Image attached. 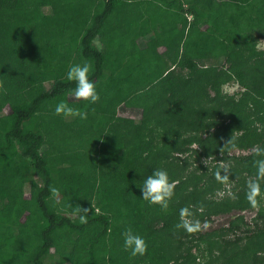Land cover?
Here are the masks:
<instances>
[{
  "label": "trees",
  "instance_id": "16d2710c",
  "mask_svg": "<svg viewBox=\"0 0 264 264\" xmlns=\"http://www.w3.org/2000/svg\"><path fill=\"white\" fill-rule=\"evenodd\" d=\"M262 39L264 0H0V264H49L61 234L78 236L84 264H160L168 252L173 264H264V198L252 217L243 213L254 209L247 185L264 158L250 121L264 100ZM83 60L94 65L95 103L76 98L66 79ZM228 81L243 88L238 98L222 94ZM61 100L87 119L56 115ZM121 106L138 120L120 116ZM156 168L176 181L167 209L130 186L140 169L142 185ZM233 181L242 192L215 196ZM53 188L90 209L86 224L56 210ZM185 206L199 231L176 227ZM222 213L227 223L212 227ZM129 227L148 244L143 256L123 248Z\"/></svg>",
  "mask_w": 264,
  "mask_h": 264
},
{
  "label": "clouds",
  "instance_id": "9594fccd",
  "mask_svg": "<svg viewBox=\"0 0 264 264\" xmlns=\"http://www.w3.org/2000/svg\"><path fill=\"white\" fill-rule=\"evenodd\" d=\"M94 70V65L88 61L73 63L67 70V81H75L74 96L78 99L82 98L89 103H95L100 100V94L97 91V83L90 78ZM56 115H73L79 116L81 119H87V112H81L71 107L66 101L61 100L55 106ZM255 154L264 157V147H256ZM257 167L256 179L250 180L247 185L246 199L253 208L259 207L258 197L264 198V189H262L261 179H264V158L254 161ZM217 181L225 183L228 181L227 176H221L219 169L215 172ZM175 181L170 179L167 169L156 168L152 173L145 177L143 184L140 186L142 190V198L149 204H159L162 208L167 209L169 202L174 195ZM58 189L53 188V193H58ZM79 214L81 224L88 222V214L90 209L87 207H77L74 209ZM180 222L177 228H183L188 233L199 231L201 223L199 220H192L194 216L190 206L181 207L179 210ZM123 248L129 252L131 256H143L148 250V244L145 238L136 233L131 227L122 232Z\"/></svg>",
  "mask_w": 264,
  "mask_h": 264
},
{
  "label": "rangeland",
  "instance_id": "374dc122",
  "mask_svg": "<svg viewBox=\"0 0 264 264\" xmlns=\"http://www.w3.org/2000/svg\"><path fill=\"white\" fill-rule=\"evenodd\" d=\"M150 44H152V42ZM161 49H163V48H161ZM260 49L261 50L263 49V51H264V39L259 41V43L257 45V50L260 51ZM220 60H222V59H220ZM220 62H222V61H220ZM221 92L224 95H229V96L235 95L236 98H238L240 96V93L243 92V88L241 86H239L236 83V81H228V82H224L221 85ZM262 93L264 94L263 91H262ZM256 101H257L256 102L257 105L253 106L251 108L256 109V107H257L259 109V113L256 115H252V117H251L252 119H250L251 126L253 125L256 128H259L258 132H261V134L264 138V100L257 98ZM7 111H8V108H5V112H7ZM118 114L120 116H123V117H131L135 120H138V118L140 116V113L138 110L125 108L124 106L119 107ZM258 116H260L261 118H258ZM252 120H253V122H252ZM170 127L175 128L174 126H170ZM167 130L169 131L171 129H167ZM162 134H163V130H160L159 133L157 135H155V138L153 141L154 142L153 143V149L159 151V149L165 148L163 141H166V139H164L162 137ZM169 134H170L169 135V142L174 141L175 140V134L170 133V131H169ZM233 134H234V136H236L239 133L233 132L232 135ZM47 147H48V144H45L43 147H41V151H43ZM233 152L235 154L249 153L248 150H238V149L233 150ZM55 153H56V151H55ZM176 153H173V154H176ZM184 155H185V152L180 153L181 157H183ZM141 158H142V156H141ZM180 161H181V159L177 160L178 167L180 166ZM142 162L144 163L145 161H142ZM122 171H124V169H122ZM143 174L144 173L140 169V171L136 172L135 175L132 176V179H131L132 183H130L131 188H133L134 184H135L134 187H136V190L140 188V186H141L140 179H142ZM187 174H188V171H187V168H185V169H183V171L180 175L181 176H187ZM78 182H81V179H79ZM29 184H30L29 182H26L23 186V196H24L26 201L28 200V198L30 196L29 195V189H30ZM75 185H76V187L81 188V183H77ZM231 190H233V193L242 192V185L239 182L233 181V182L227 184L224 188L218 190L215 196L216 197L226 196L227 194H231ZM89 199H90V202L92 203V206L95 208V212L100 211V205L98 203V202H100L99 198L97 196L95 197V195H93V197H90ZM49 201H50V203H52L55 206L56 210L62 211L66 215H68L72 218L76 217L77 212H75L74 209L77 208L78 205L75 203V199L73 196L66 197V196H62L60 193H58V194L52 195V197H51V199H49ZM255 210H256L255 208L250 209V210H244L243 213H244L245 218L249 219L250 217H252L255 214ZM228 214L229 213H222V214H218L217 216H214L213 221H212V227H218V226H221L223 224H226L227 220L229 218ZM57 243H59L58 248L54 247L51 250V257L49 259V264H84L85 259L83 256L84 255L83 252L78 253V251L75 249V248H77L76 244L80 243V239L78 238V236L72 235L69 237L65 234H61L60 237L57 238ZM169 253L170 252L166 253V255L168 256L166 258V261L161 262L160 264H173V259H172V257L169 256ZM99 264H110V262L107 260L106 257H104L101 259ZM194 264H206V262H204V258H200V260H197V262Z\"/></svg>",
  "mask_w": 264,
  "mask_h": 264
}]
</instances>
